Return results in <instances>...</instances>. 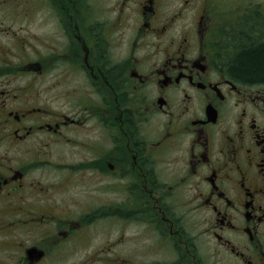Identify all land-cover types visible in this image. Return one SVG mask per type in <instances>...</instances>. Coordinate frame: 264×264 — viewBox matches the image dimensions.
<instances>
[{
    "label": "flooded vegetation",
    "instance_id": "flooded-vegetation-1",
    "mask_svg": "<svg viewBox=\"0 0 264 264\" xmlns=\"http://www.w3.org/2000/svg\"><path fill=\"white\" fill-rule=\"evenodd\" d=\"M111 3L0 0V264H264V3Z\"/></svg>",
    "mask_w": 264,
    "mask_h": 264
},
{
    "label": "rangeland",
    "instance_id": "rangeland-1",
    "mask_svg": "<svg viewBox=\"0 0 264 264\" xmlns=\"http://www.w3.org/2000/svg\"><path fill=\"white\" fill-rule=\"evenodd\" d=\"M92 1V0H90ZM112 0H101V5L106 7V9H108V7L110 6L111 8V3ZM259 2L264 3V0H259ZM103 3V4H102ZM107 11V10H106ZM104 12V18H108L107 17V12ZM263 18V16L261 17V19ZM137 18L136 16H134L132 13H127L124 17H123V26L124 29L120 30V34L124 35L123 36V40L126 41V44L128 43L127 41L131 39L132 36L128 37L130 32L129 30L135 25ZM132 24H134L132 26ZM237 47H244L246 46V44L244 42L240 43V44H236ZM75 74L73 73H67V91H68V96L66 98L65 101V106L68 110V112H70V107L73 108L76 104V102H74L73 97L77 96L78 93V89L76 90V87L79 85V83L81 82V79L84 80V76L80 75L78 79L75 78ZM78 77V76H77ZM52 79H54V77L52 76ZM83 82V81H82ZM58 91L56 89L49 91V95L51 97L55 96V94ZM84 93H89L87 90L84 91ZM86 96V95H85ZM56 98V97H55ZM73 102H74V106H73ZM64 104L63 101H59V100H55L52 103V108L56 107L58 108L60 105ZM81 111V110H80ZM93 117H87L85 118V126L86 128L84 130H74L73 132H71V143H69V146H72V142L74 140H76L77 142L75 143V147H79L80 145L78 144L79 141L82 142V146L86 149L87 152H90L91 148L94 146V142H95V137H96V133L94 132V130L92 129L93 126H95V120H92ZM78 155H79V150H77ZM84 153V151L82 152ZM85 156V155H84ZM56 157V156H55ZM74 157H77V155L74 153ZM87 157H90V155H87ZM86 178H91V177H86V175L84 177L78 175H75V179H83V181H85Z\"/></svg>",
    "mask_w": 264,
    "mask_h": 264
},
{
    "label": "trees",
    "instance_id": "trees-1",
    "mask_svg": "<svg viewBox=\"0 0 264 264\" xmlns=\"http://www.w3.org/2000/svg\"><path fill=\"white\" fill-rule=\"evenodd\" d=\"M261 30L259 38L247 40V45L228 59L229 74L233 78L248 83L264 82V25Z\"/></svg>",
    "mask_w": 264,
    "mask_h": 264
}]
</instances>
